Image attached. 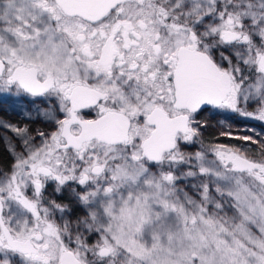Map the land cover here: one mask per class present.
I'll list each match as a JSON object with an SVG mask.
<instances>
[{"label":"snow or ice","instance_id":"snow-or-ice-1","mask_svg":"<svg viewBox=\"0 0 264 264\" xmlns=\"http://www.w3.org/2000/svg\"><path fill=\"white\" fill-rule=\"evenodd\" d=\"M0 97V264H264V0H0Z\"/></svg>","mask_w":264,"mask_h":264},{"label":"flooded vegetation","instance_id":"flooded-vegetation-1","mask_svg":"<svg viewBox=\"0 0 264 264\" xmlns=\"http://www.w3.org/2000/svg\"><path fill=\"white\" fill-rule=\"evenodd\" d=\"M0 118H4L7 120H10L12 122H22L21 116L18 113V110H15L12 107V100L8 97H0ZM216 120L213 119L211 121V124H214ZM234 124H237L242 127H247L248 125H255L258 132L261 130L260 125L258 122L255 121H243L238 118H234ZM206 133L207 138H211L212 134ZM208 135V136H207ZM11 164V157L8 155V153L5 151V146L2 142H0V167L7 168ZM67 197H65L66 199Z\"/></svg>","mask_w":264,"mask_h":264},{"label":"rangeland","instance_id":"rangeland-1","mask_svg":"<svg viewBox=\"0 0 264 264\" xmlns=\"http://www.w3.org/2000/svg\"><path fill=\"white\" fill-rule=\"evenodd\" d=\"M235 126H239L237 124H234ZM33 128H36V127H42V125H40L39 123H34L31 125ZM216 121L214 122V124H212V127H210L208 130H207V134L208 133H211V132H215L217 129H216ZM256 131L258 132V130L256 129ZM208 136V135H207ZM207 138V137H206ZM225 142H231V141H225ZM198 147V146H197Z\"/></svg>","mask_w":264,"mask_h":264}]
</instances>
